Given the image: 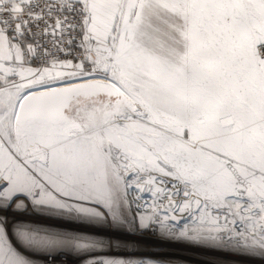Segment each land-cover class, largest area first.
I'll return each mask as SVG.
<instances>
[{"label":"snow or ice","instance_id":"snow-or-ice-1","mask_svg":"<svg viewBox=\"0 0 264 264\" xmlns=\"http://www.w3.org/2000/svg\"><path fill=\"white\" fill-rule=\"evenodd\" d=\"M168 243L264 264V0H0V264Z\"/></svg>","mask_w":264,"mask_h":264},{"label":"rangeland","instance_id":"rangeland-1","mask_svg":"<svg viewBox=\"0 0 264 264\" xmlns=\"http://www.w3.org/2000/svg\"><path fill=\"white\" fill-rule=\"evenodd\" d=\"M49 223L56 222L49 221ZM148 243L150 244L151 241ZM139 250L149 254L158 253L172 260L173 264H223V261L215 254L189 249L175 243H168L160 247L142 246ZM41 262L42 260L38 261V264ZM71 264H82V262L73 257Z\"/></svg>","mask_w":264,"mask_h":264},{"label":"built area","instance_id":"built-area-1","mask_svg":"<svg viewBox=\"0 0 264 264\" xmlns=\"http://www.w3.org/2000/svg\"><path fill=\"white\" fill-rule=\"evenodd\" d=\"M71 262H72V260L71 261H67V264H71ZM41 264H42V262H41Z\"/></svg>","mask_w":264,"mask_h":264}]
</instances>
